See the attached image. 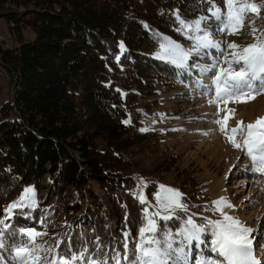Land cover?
Listing matches in <instances>:
<instances>
[{
  "label": "trees",
  "instance_id": "trees-1",
  "mask_svg": "<svg viewBox=\"0 0 264 264\" xmlns=\"http://www.w3.org/2000/svg\"><path fill=\"white\" fill-rule=\"evenodd\" d=\"M215 2L223 7V0ZM211 7L208 0H0V19L14 42L0 39V94L2 79L10 90L0 107V220L28 184L39 201L6 221L5 248L28 240L18 229L40 228L44 249L59 240L65 251L71 240L77 252L87 247V255L105 259L114 249L104 245L107 211L96 186L106 191L119 238L130 232L132 247L146 207L137 192L150 196L177 160L158 149L160 130L145 128L158 95L186 83L183 72L157 52L166 36L190 48L176 14L188 21ZM250 16L251 27L264 29V8ZM176 171L187 212L158 218L162 231L175 232L192 214L197 224L207 223L201 213L217 215L196 201L198 189L189 190L197 186L193 172ZM44 253L49 256L39 255Z\"/></svg>",
  "mask_w": 264,
  "mask_h": 264
},
{
  "label": "snow or ice",
  "instance_id": "snow-or-ice-1",
  "mask_svg": "<svg viewBox=\"0 0 264 264\" xmlns=\"http://www.w3.org/2000/svg\"><path fill=\"white\" fill-rule=\"evenodd\" d=\"M208 2L212 4L209 9L211 17L202 16L194 21L185 22L179 14H176L181 25L178 30L191 29L195 33H202V35L192 37L195 44L191 49L185 50L175 44L161 45V50L166 57L180 67L187 63L192 52L199 51L201 48H217L223 55L222 42L214 41L207 28L202 27V22L215 18L218 31L229 33L231 30V34H235L244 27L246 21L254 24L255 21L251 19L250 14L259 16L260 10L264 8V0L260 4L252 0H223V7L217 6L215 0H208ZM257 31L260 33L258 36L255 35ZM252 34L255 42L247 46L241 47L235 42L227 44V48L232 50L229 56L224 57L223 62L228 65L227 68L220 67L217 70L220 61L216 60L209 68L201 69L202 72L215 73L210 77L215 85V97L208 101L210 104H216L221 100L227 102L226 98L239 102L242 96L251 95L254 98L252 94L264 90V29L258 30L253 27ZM120 47L123 51V43ZM237 49L240 50L237 51ZM193 67L199 66L194 65ZM235 67H239V70H234ZM209 94H211L210 88ZM230 111L234 114V110ZM214 122L220 125L221 132L227 134L220 119ZM124 123H129V121H124ZM146 130L141 129V131ZM230 131L232 134L228 136V139L233 147L241 149L249 157L253 172L264 174V117H258L255 122L247 124L237 121V126ZM237 136L244 137L242 143L237 142ZM159 187L160 191L155 194L157 211L150 213L149 208L142 209L143 220L146 223L138 229L139 239L133 242L132 247L129 246L131 233L124 232L123 241H115L117 245H122L123 250L114 249L111 254L104 253L105 259L98 260L87 255L89 253L87 247L77 252L71 240L68 241L65 251H59L62 243L59 240L55 241L54 248L44 249L43 245L36 243V238L46 233L32 228H20L19 233L22 237L27 236L28 240L22 239L19 244L13 246L17 264H78V262L80 264H182V257L191 250L194 244L199 245L201 234L207 231V228L203 224H197L193 218L195 214H192L181 221V227L175 232L170 229L162 231L158 226L157 218L163 221L178 218L175 216L176 210L187 212V205L182 202L183 194L178 190L165 185ZM138 198L141 205L147 203L142 191ZM211 203L216 206L212 210L220 212L223 217L222 220L207 221V224L212 226L211 251L223 259L205 258L198 261V264H260L253 252V239L250 236L253 229L246 227L238 218L223 211L224 208L234 207L226 197H220ZM34 207H36L35 189L27 187L16 201L4 209L7 215L0 220V224L4 225L3 229H0V248L6 247L5 230L9 228L6 221L12 218L14 210ZM177 238H179L178 242ZM99 242L100 237H97L96 256L101 254ZM40 251H47L53 255L42 257L38 254ZM174 257L175 260H173Z\"/></svg>",
  "mask_w": 264,
  "mask_h": 264
},
{
  "label": "rangeland",
  "instance_id": "rangeland-1",
  "mask_svg": "<svg viewBox=\"0 0 264 264\" xmlns=\"http://www.w3.org/2000/svg\"><path fill=\"white\" fill-rule=\"evenodd\" d=\"M22 9L23 7L20 10ZM202 16L211 17V13L209 11L206 15H199L192 20H183L185 22H191ZM202 27L207 28L214 41L222 42L223 55L217 48H201L199 51L191 53L187 63L183 67L178 66L168 59L166 54L162 52L161 45L175 44L185 50L191 49L195 44L192 37L202 35V33H195L191 29L183 30L184 35L191 44L190 48L166 36L157 52L159 58L171 61L183 72L186 83H184V89H175L164 94L160 93L158 95L159 101L145 122V128L160 130L162 137L158 149L163 152L169 151L173 153L177 160L174 168L161 175L157 189L150 196L146 195L143 189L141 191L147 199L146 207L149 208V212L157 211L155 194L160 191L159 186L165 185L181 193L179 188L183 183V179L182 177H178L179 173L176 169L187 168L188 171L193 172L192 178L197 184L196 188L192 186L189 190L192 192V190L198 189V193H200L196 201L206 202L208 206L215 208L216 206L211 202L220 197H226L235 206V216L243 225L262 232L261 237L253 244V252L257 261L260 263L263 262L264 264V256L259 258L260 255L258 253L264 251V221L261 222V218L258 217L262 202L253 201L250 208L243 206V204H248L251 201V199L245 200L250 190H254L257 193L256 196L264 197V174L253 172L252 162L249 157L241 149L233 147L228 139V136L232 134L230 130L237 126V121H243L247 124L255 122L258 117H264V90L252 94L254 98L251 95L242 96L239 102L235 99L226 98L227 102L221 100L216 104H210L208 101L215 97V85L210 77L214 76L215 73L201 71V69L209 68L216 60L220 61L217 70L220 67L227 68L228 65L223 62L224 57L229 56L232 51L227 48V44L235 42L237 45L243 47L254 43L255 37L252 34L253 27L246 21L244 27L235 34H231V30L229 33H224L217 30L218 24L215 18L202 22ZM24 34L29 39L34 36L30 30H25ZM255 35L258 36V34ZM0 39L4 40L8 46L14 43L7 24L2 19H0ZM239 50L237 49V51ZM194 65H198L199 67H193ZM234 70L238 71L239 67H235ZM198 81L202 83H197ZM1 82L0 107L10 97V90L7 83L3 79ZM209 88L211 89V94H209ZM245 91L247 92V89ZM230 110H234V114ZM217 119L223 122L227 134L219 130L220 125L214 122ZM236 139L238 143H242L244 137L237 136ZM148 162L146 161L144 165H148ZM244 178L247 180H243ZM256 186L259 187L261 192H258L259 189ZM27 187H33V184L26 185L24 189ZM96 187V195L102 199L101 202L106 208L107 219L111 214L113 217H116L106 191L99 186ZM33 188L35 189V187ZM141 191L137 192L136 195L139 196ZM19 197L12 200L9 204L16 201ZM35 200L37 207L39 201L36 190ZM227 209L224 208L223 211L227 213ZM177 210L175 215H177ZM215 212L217 213L216 216L204 213H201L200 216L203 219L206 218V221L222 220L221 213L218 211ZM5 214L7 215L6 212ZM76 215H80V213L78 212ZM105 224L103 222L102 228L104 226L108 228V225ZM203 225H205L207 231L201 234L199 245L194 244L191 250L182 257V264H198V261L205 258L223 259L211 251V241L213 239L212 226L207 223ZM32 229L44 233L40 228ZM123 233L121 236L122 239L119 238V234H117V237L109 238L113 244H109L107 247L116 249L117 244L115 241L123 240ZM135 237L132 240L136 241L139 239L138 232ZM38 238L40 237L36 238L37 244H39ZM178 241L179 238H177ZM41 255L47 256V253ZM52 255V253H49V256ZM175 259L174 257L173 260ZM0 264H17L13 248H0Z\"/></svg>",
  "mask_w": 264,
  "mask_h": 264
},
{
  "label": "bare ground",
  "instance_id": "bare-ground-1",
  "mask_svg": "<svg viewBox=\"0 0 264 264\" xmlns=\"http://www.w3.org/2000/svg\"><path fill=\"white\" fill-rule=\"evenodd\" d=\"M243 180H247V179H243ZM256 187H258V186H256ZM254 189V188H253ZM258 189H259V187H258ZM258 192H261L260 191V189L258 190ZM256 192L254 191V190H250V193H249V195L247 196V197H245V200H250L251 199V201L247 204V203H245V204H243V206H247L248 208H250V206H251V204H253L252 202L253 201H259V202H262L261 204V208H260V212H259V216L258 217H260L261 218V222L262 221H264V197H259V196H256ZM263 196V195H262ZM236 208H235V206L234 207H232V208H228L227 209V213L229 214V215H232V216H234V217H236L235 216V212L234 211H236L235 210ZM258 215V214H257ZM115 222V217H113V215L111 214L110 216H109V218L107 219V225H108V228H106L105 226H104V228H102L103 229V238H104V245L105 246H108L109 244H113V242H112V240L110 239L109 240V238H113V237H117V229L116 228H114V223ZM241 222V221H240ZM105 224V225H106ZM112 226V227H111ZM251 229H253V231H252V233L250 234V236H251V238L253 239V244L255 243V242H257L258 241V238L259 237H261V233L262 232H260V231H258V230H256L255 228H251ZM264 232V231H263ZM264 238V237H263ZM263 250V249H262ZM259 253V258H261V257H263L264 256V252L262 253V251H260V252H258ZM256 258V257H255ZM264 259V258H263ZM257 260V259H256ZM264 261V260H263ZM260 264H263V262H261Z\"/></svg>",
  "mask_w": 264,
  "mask_h": 264
},
{
  "label": "water",
  "instance_id": "water-1",
  "mask_svg": "<svg viewBox=\"0 0 264 264\" xmlns=\"http://www.w3.org/2000/svg\"><path fill=\"white\" fill-rule=\"evenodd\" d=\"M111 47H112V45H111Z\"/></svg>",
  "mask_w": 264,
  "mask_h": 264
}]
</instances>
